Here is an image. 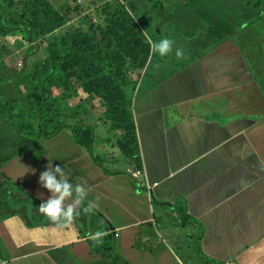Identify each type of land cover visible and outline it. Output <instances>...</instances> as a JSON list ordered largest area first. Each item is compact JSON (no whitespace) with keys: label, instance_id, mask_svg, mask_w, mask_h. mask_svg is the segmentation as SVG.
Returning a JSON list of instances; mask_svg holds the SVG:
<instances>
[{"label":"crops","instance_id":"crops-1","mask_svg":"<svg viewBox=\"0 0 264 264\" xmlns=\"http://www.w3.org/2000/svg\"><path fill=\"white\" fill-rule=\"evenodd\" d=\"M235 36L231 30L225 38L211 40L209 48L159 82L152 77L147 85L140 81L132 108L141 191L128 175H105L87 150L73 142L71 156H65L61 143L57 157L47 156L50 161L42 166L38 178L43 183L37 185L33 176L23 189L47 212L37 220L17 208L0 220V260L59 264L57 255L61 259L87 240L109 234L126 235L123 246L143 236L146 241L138 240V246L145 243L160 251L147 228L160 234L158 222L168 216L196 230L184 236L196 243L186 262L165 247L175 264H264V134L256 136L264 131V84L259 83L264 79L255 68V56L261 54H252ZM119 165L124 163L115 166L117 171ZM63 211L68 214L58 219ZM8 224L18 228L11 237ZM93 224L97 235L90 231ZM162 226V242L179 240ZM130 244L126 251L132 252ZM143 251H133L139 261Z\"/></svg>","mask_w":264,"mask_h":264},{"label":"trees","instance_id":"trees-1","mask_svg":"<svg viewBox=\"0 0 264 264\" xmlns=\"http://www.w3.org/2000/svg\"><path fill=\"white\" fill-rule=\"evenodd\" d=\"M187 3L205 16L211 37L220 40L229 35L224 21H213L206 16L199 0H187ZM135 9L123 0H103L92 8L86 21H77L80 7L66 2L56 9L48 0H0V35L18 38L28 46L27 65L17 72L26 107L23 109L20 101H4L0 96V114L5 115L11 132L29 140L28 144L51 140L69 131L70 139L87 150L92 163L105 175L126 174L141 191L139 181L130 173L107 169L101 160L103 155L95 154L94 127L72 125L73 117L65 115L66 110L73 109L70 102L79 94L94 95L102 103V121L119 132L114 134V142L122 156L136 172L142 173L132 111L136 82H131L129 73L147 65L159 41L152 30L145 33L142 27L145 21L137 13L138 8ZM94 18L96 23H92ZM40 50L42 56L28 63V58ZM5 81H8L6 77L2 82ZM4 152L0 146V168L11 158ZM10 199L6 204L12 210L16 205L27 206L25 198L15 204ZM110 237L113 236L100 238L107 243L106 238ZM93 242L89 240V246ZM108 248L104 245V249ZM117 262L114 258L110 264Z\"/></svg>","mask_w":264,"mask_h":264},{"label":"rangeland","instance_id":"rangeland-1","mask_svg":"<svg viewBox=\"0 0 264 264\" xmlns=\"http://www.w3.org/2000/svg\"><path fill=\"white\" fill-rule=\"evenodd\" d=\"M49 3L59 8L61 3L66 2L70 6L80 7L81 16L77 21H86L85 17L96 5L100 4L103 0H48ZM126 4H133L134 10L138 8L137 13L145 21L142 27L146 31L152 30L157 35L158 45L153 48L149 62L140 70L129 73L130 80L136 82L134 91L132 92V103L138 85L143 80V85L149 84V77H152L153 82H159L162 79L167 78V75L174 73L182 65L187 64L189 58H193L198 53L203 52L213 43L212 41H218V39L211 37L206 30H209V23L205 21V16L194 11V9L187 3V0H123ZM204 6L205 15L210 17L213 21H224L227 28L233 32H236L235 40L242 43L244 47L252 52V54H261V58L255 56L256 60V73L260 75L263 80L264 76V0H199ZM187 3V5H186ZM97 19L94 18L92 23H96ZM142 28V29H143ZM203 33V35H202ZM17 39V40H16ZM212 40V41H211ZM27 45L19 42L15 37H3L0 35V96L4 101H20L23 104V109L26 107L24 98L23 85L17 83L19 80L17 72L25 65H27ZM42 56L41 50L35 56L28 58V63L34 58H40ZM191 56V57H190ZM261 61L262 64L258 62ZM4 77L8 81L2 82ZM259 83L264 84L260 81ZM141 92L143 87L141 86ZM100 102V103H99ZM73 109L68 112L65 111L66 116H72L71 124H84L94 127L95 130V154H102L101 159L105 167L111 171H125L131 173V175L137 172L130 166L127 160L122 156L119 148L114 142V134H118V130H114L109 124L104 123L101 119L102 115V103L94 95L79 94V97L71 100ZM133 111V108H132ZM259 131V130H254ZM69 131H63L57 137L52 140H40L36 143L28 144L30 141L21 139L19 136L11 132L8 123L5 121V115L0 114V146L4 149L5 156H11L0 168V220H7L10 218L9 212L12 210L6 204V200L10 199L13 204L17 201L27 199V206L16 205L15 208L20 209L21 213L25 211L27 215L37 217V220L41 219L43 213L47 212V209L39 204V202L29 199L24 193L27 188V182H30V178L41 176L40 173L42 166L46 163L47 156L54 160L57 157L56 150L59 145L64 144V155L71 156L70 142L72 139L70 134L68 138L65 134ZM256 136L264 134V131L256 132ZM264 137V135L262 136ZM67 139V141H66ZM230 144L231 140L229 141ZM74 143V142H73ZM72 143V144H73ZM99 144V146H98ZM98 148V149H97ZM59 150V149H58ZM62 150V149H61ZM46 151V154H42ZM49 154L47 155V153ZM32 159H36L32 165ZM123 169V170H122ZM126 175V174H123ZM52 176L56 178V172L52 173ZM53 177V178H54ZM136 178L138 181L141 179V174L137 173ZM37 185L43 182L40 178L34 181ZM134 182V181H133ZM132 185L135 186V183ZM147 193L143 191L142 194ZM146 195V194H145ZM27 207V208H26ZM27 209V210H26ZM13 211V210H12ZM73 211L71 214L74 215ZM169 212V211H168ZM89 213V212H87ZM86 213V214H87ZM67 212L63 211L57 215L58 219L66 216ZM85 214V215H86ZM160 214L155 211V220ZM167 216V215H166ZM79 217V216H78ZM84 217V215H83ZM82 218V217H81ZM178 218L175 220L172 217H166L160 219L159 230L160 234L156 232L155 227L150 226L147 228L149 239L152 242L160 245L162 250H151L152 245L143 243L138 246L136 243L138 240L146 241L143 236H135L131 238V249L133 251H142V259L140 261L137 258L136 252L133 253L126 251L130 242L126 245H122L121 238H126V235L122 237L113 236L112 238H106L107 243L102 242V238H94L93 244H90L87 240V244L80 245L78 248L73 249L72 252L63 253L61 259L59 254L56 259L59 264H110L114 258L118 261L117 264H175L165 247L168 246L172 249L173 254H177L183 258L186 262L187 255L191 254L192 250H195L196 243L194 239L190 242L185 239V235H195L196 230H193L185 226L177 225ZM158 220V219H157ZM183 221V219H181ZM181 221V222H182ZM105 229H109L107 224ZM177 233L178 241L170 243L166 240L163 226ZM7 236L11 237L18 232V228L12 224H8ZM98 229V228H97ZM96 227L90 230L94 235ZM154 229V230H153ZM110 230V229H109ZM154 232V233H153ZM23 234V233H22ZM91 234V235H92ZM124 234V233H123ZM154 234L160 239L158 242ZM93 235V236H94ZM134 239V240H133ZM102 243H101V242ZM130 244V245H131ZM104 245L109 247L104 249ZM146 246V247H145ZM111 247V248H110ZM123 248V249H122ZM175 248V249H174ZM110 249V250H109ZM124 251V252H123ZM173 256V255H172ZM174 258V257H173ZM175 259V258H174Z\"/></svg>","mask_w":264,"mask_h":264},{"label":"built area","instance_id":"built-area-1","mask_svg":"<svg viewBox=\"0 0 264 264\" xmlns=\"http://www.w3.org/2000/svg\"><path fill=\"white\" fill-rule=\"evenodd\" d=\"M138 173V172H137ZM136 173V174H137ZM131 174V173H130ZM136 174H132V176L134 177V178H136ZM156 184H153V186H155ZM148 189H150V187H148ZM0 264H7V263H5V262H2V260H0ZM227 264H233V263H227Z\"/></svg>","mask_w":264,"mask_h":264}]
</instances>
